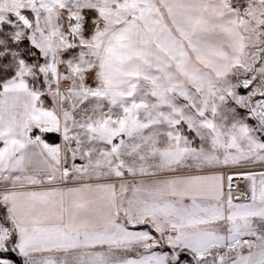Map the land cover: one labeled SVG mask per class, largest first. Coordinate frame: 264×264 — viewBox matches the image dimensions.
<instances>
[{
	"label": "snow or ice",
	"instance_id": "6c2138e0",
	"mask_svg": "<svg viewBox=\"0 0 264 264\" xmlns=\"http://www.w3.org/2000/svg\"><path fill=\"white\" fill-rule=\"evenodd\" d=\"M0 264H264V0H0Z\"/></svg>",
	"mask_w": 264,
	"mask_h": 264
},
{
	"label": "bare ground",
	"instance_id": "6f19581e",
	"mask_svg": "<svg viewBox=\"0 0 264 264\" xmlns=\"http://www.w3.org/2000/svg\"><path fill=\"white\" fill-rule=\"evenodd\" d=\"M242 178V177H241ZM233 192L235 195H241L247 192V179H238L237 182H233Z\"/></svg>",
	"mask_w": 264,
	"mask_h": 264
},
{
	"label": "rangeland",
	"instance_id": "374dc122",
	"mask_svg": "<svg viewBox=\"0 0 264 264\" xmlns=\"http://www.w3.org/2000/svg\"><path fill=\"white\" fill-rule=\"evenodd\" d=\"M77 163H80L79 160H77ZM246 168L259 170V165H246ZM238 179H242L241 177H233V182L238 181ZM249 181L247 180V190H248Z\"/></svg>",
	"mask_w": 264,
	"mask_h": 264
},
{
	"label": "built area",
	"instance_id": "2783aa9c",
	"mask_svg": "<svg viewBox=\"0 0 264 264\" xmlns=\"http://www.w3.org/2000/svg\"><path fill=\"white\" fill-rule=\"evenodd\" d=\"M235 182H237V181H235Z\"/></svg>",
	"mask_w": 264,
	"mask_h": 264
}]
</instances>
